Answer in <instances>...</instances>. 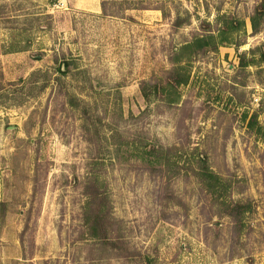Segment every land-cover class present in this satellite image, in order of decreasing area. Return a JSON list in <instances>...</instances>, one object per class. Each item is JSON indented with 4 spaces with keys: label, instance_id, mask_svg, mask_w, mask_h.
<instances>
[{
    "label": "rangeland",
    "instance_id": "obj_1",
    "mask_svg": "<svg viewBox=\"0 0 264 264\" xmlns=\"http://www.w3.org/2000/svg\"><path fill=\"white\" fill-rule=\"evenodd\" d=\"M121 1L0 0V264H264L263 0ZM222 14L233 44L182 61L169 103L176 54Z\"/></svg>",
    "mask_w": 264,
    "mask_h": 264
},
{
    "label": "trees",
    "instance_id": "obj_2",
    "mask_svg": "<svg viewBox=\"0 0 264 264\" xmlns=\"http://www.w3.org/2000/svg\"><path fill=\"white\" fill-rule=\"evenodd\" d=\"M127 0H122V3H125ZM119 5V10L109 14L110 16L116 17L118 13L120 14V9L122 6ZM128 9V8H124ZM144 9V8H140ZM102 11L106 13L107 10L102 4ZM264 16V0L255 8L253 15L250 16V25L252 30V35L259 33L260 31V18ZM179 22L176 20L175 25H178ZM242 26V22L233 20L232 18L226 17L224 14L221 16H216L215 23L210 25L206 22H201L200 24V33H197L192 39L187 43L181 46L179 52L176 54V59L173 61L174 68L169 73V77L166 81V91H167V101L169 103H176L179 99L178 88L187 84L189 79V72L185 69L184 66H181V62H188L194 59L197 56H206L210 53H215L220 45L224 44H233L232 35ZM264 59V53H262ZM250 63L240 60V67L245 68ZM66 65V64H65ZM176 65V66H175ZM67 66H65L66 68ZM143 97L146 98V95L143 94ZM202 166L198 170V173L195 174L196 177L200 178L204 187L213 195L219 193L220 189H224L221 180L211 172H208L205 163L200 161ZM90 198L87 202L86 212V223L88 225V233L91 238L98 239L101 242L107 241V226L109 223V210L107 206V198L104 192H100V187L94 180L92 186V192H90ZM228 209V207L226 206ZM231 208V209H230ZM229 211L227 212L228 216H231L232 219L236 222L239 221V217L242 213H245L250 209L249 204H240L235 203L229 206Z\"/></svg>",
    "mask_w": 264,
    "mask_h": 264
}]
</instances>
